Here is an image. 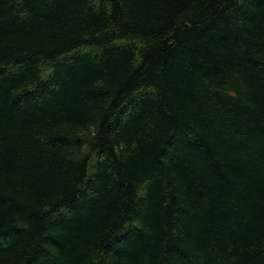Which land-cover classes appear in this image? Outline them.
I'll use <instances>...</instances> for the list:
<instances>
[{"label":"trees","instance_id":"obj_1","mask_svg":"<svg viewBox=\"0 0 264 264\" xmlns=\"http://www.w3.org/2000/svg\"><path fill=\"white\" fill-rule=\"evenodd\" d=\"M0 264H264V0H0Z\"/></svg>","mask_w":264,"mask_h":264}]
</instances>
